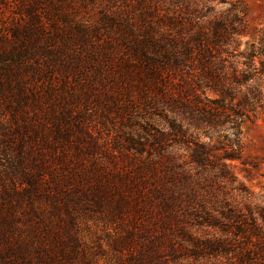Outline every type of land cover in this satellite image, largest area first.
<instances>
[{
	"label": "trees",
	"instance_id": "16d2710c",
	"mask_svg": "<svg viewBox=\"0 0 264 264\" xmlns=\"http://www.w3.org/2000/svg\"><path fill=\"white\" fill-rule=\"evenodd\" d=\"M215 7V0H0V167L14 170L12 189H0V264L86 260L83 225L97 214L118 220L120 244L137 264H151L176 236L192 238L185 227L199 219L223 230L205 249L264 263V207L230 199L203 215L180 207L196 197L193 165L209 154L181 162L173 144L186 133L175 117L163 115L170 132L152 134L146 124L129 136L119 167L104 162L83 125L91 99L110 97L116 73L133 88L140 81L138 94L125 96L148 111L155 91L168 97L159 84L165 64L171 71L180 58L214 64L213 53L238 34L213 16Z\"/></svg>",
	"mask_w": 264,
	"mask_h": 264
},
{
	"label": "rangeland",
	"instance_id": "374dc122",
	"mask_svg": "<svg viewBox=\"0 0 264 264\" xmlns=\"http://www.w3.org/2000/svg\"><path fill=\"white\" fill-rule=\"evenodd\" d=\"M215 6L213 16L235 26L238 34L213 53V66L205 69L200 59L189 57L178 59L182 63L174 71L167 68L173 64H165L159 84L168 97L155 91V106L150 105L148 111L138 102L131 104L125 96L127 90L137 95L140 81L133 82V88L121 82L116 73V81L106 88L110 97L91 99L83 121L104 162L109 165L114 161L119 167L129 152V136L146 124L152 134L157 129L170 132L163 115L175 117L186 133L173 144L181 162L191 161L195 151L209 154L205 165H193L200 178L195 185L196 197L179 204L184 209L196 207L194 211L200 215L203 207L218 208L226 199L241 206L264 207V0H215ZM13 172L7 166L0 167V189H12ZM4 204L0 195V206ZM193 223L185 228L195 240L176 236L175 246L163 244L151 264H264L254 259L242 263L233 251L205 249L208 240L223 237V230L201 219ZM124 234L118 220L97 214L83 225L86 260L72 264H137L134 258L138 257L120 244Z\"/></svg>",
	"mask_w": 264,
	"mask_h": 264
}]
</instances>
